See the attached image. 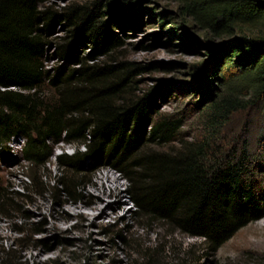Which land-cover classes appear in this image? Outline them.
I'll return each instance as SVG.
<instances>
[{
    "label": "trees",
    "instance_id": "16d2710c",
    "mask_svg": "<svg viewBox=\"0 0 264 264\" xmlns=\"http://www.w3.org/2000/svg\"><path fill=\"white\" fill-rule=\"evenodd\" d=\"M49 1L0 0V153L21 138L31 172L25 189L39 194L50 187L42 171L55 144L64 142L76 151L57 156L60 175L51 186L56 198L77 200L92 176L88 165L111 163L130 183L135 216L158 224L164 239L186 234L217 252L262 218L258 158L244 150L218 154L208 140L238 111L260 105L264 113V0H169L204 32V40L187 30L178 34L177 22L163 11L160 22L173 24L167 34L203 47L205 57L187 66L188 79L146 88L135 97L126 93L142 68L97 59L123 44L114 24L140 28L144 13L152 19L156 12L141 0L66 6ZM59 29L65 33L56 34ZM52 58L57 63L51 66ZM180 95H188L199 112L208 140L205 134V140L181 136L177 114L184 111L159 112L158 99ZM26 197L0 177V216L22 211L19 201ZM11 254L0 252V262L26 264Z\"/></svg>",
    "mask_w": 264,
    "mask_h": 264
},
{
    "label": "rangeland",
    "instance_id": "374dc122",
    "mask_svg": "<svg viewBox=\"0 0 264 264\" xmlns=\"http://www.w3.org/2000/svg\"><path fill=\"white\" fill-rule=\"evenodd\" d=\"M90 1L95 0H50L49 3L66 6ZM141 1L142 6H149L156 12L152 19L145 12L144 24L140 28L130 27L127 23L114 24L123 44L108 56L95 58L125 61L142 68L134 74L137 83L127 90L126 95L132 97L146 88L162 86L173 79H188L187 66L205 57L206 53L203 47L183 44L180 37L171 38L167 34L173 26L171 20L162 18V26L159 15L167 11L177 22L174 29L178 34L187 30L190 36L204 40V32H197L190 20L178 13L176 2ZM111 16L107 14L106 18ZM64 33L59 29L56 34ZM56 63L55 59L50 60L51 66ZM157 101L161 114L184 111L177 114L183 121L182 137L205 140V134L208 140L200 114L193 108L188 95L169 96ZM208 141L212 143L210 150L215 148L218 154L244 150L258 158L255 178L263 189L261 199L264 206V113L261 106L234 113L221 134ZM22 145L21 138H16L3 154L0 153V177L5 184L27 195L25 200L19 201L22 211L8 217L0 216V252L12 251L10 256L17 261L26 264H264V216L238 231L217 252L207 251L203 239L186 234L164 239L165 230L158 224L150 226L135 216L137 204L129 192L130 183L111 163L92 162L88 165L92 176L77 200L54 196L51 186L57 183L60 175L57 156L63 152L73 154L76 151L74 145L56 143L54 156L42 171L51 178L50 187L39 194L27 191L25 182L29 181L27 174L31 172L22 156ZM109 173L120 181L117 193L109 188L106 179ZM117 199L124 207L103 213L102 209L115 204ZM95 205L98 209H93ZM158 242L161 246L154 252L153 249L159 247ZM188 249L193 254L189 255Z\"/></svg>",
    "mask_w": 264,
    "mask_h": 264
},
{
    "label": "bare ground",
    "instance_id": "6f19581e",
    "mask_svg": "<svg viewBox=\"0 0 264 264\" xmlns=\"http://www.w3.org/2000/svg\"><path fill=\"white\" fill-rule=\"evenodd\" d=\"M106 179H107V182L109 184L110 190L112 192L117 193L119 188H120V185H121L119 179L110 173L106 176ZM100 201H102V200H99V202ZM123 207H124V205L122 204V202L117 199L115 204H109L102 210H103V213H108L109 211H114L116 209H122ZM93 209H98V206L95 205L93 207Z\"/></svg>",
    "mask_w": 264,
    "mask_h": 264
}]
</instances>
